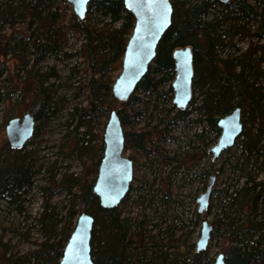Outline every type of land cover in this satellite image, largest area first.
Segmentation results:
<instances>
[{"label": "trees", "instance_id": "trees-1", "mask_svg": "<svg viewBox=\"0 0 264 264\" xmlns=\"http://www.w3.org/2000/svg\"><path fill=\"white\" fill-rule=\"evenodd\" d=\"M170 2L173 8L171 24L157 45L151 65L129 99L118 102L120 105L115 108L117 101L111 95V85L120 69L134 23L132 15L123 7V0H91L87 11L92 10L100 20L90 26L86 18L65 25L63 11L67 4L64 0H2L0 82L9 70V63L13 73H20L26 82L27 89L21 88L22 95L32 92L34 102L39 103L35 117L40 118L44 109L49 113L47 106L52 103L56 87L53 84L43 86L44 76L42 79L37 77L33 70L45 57L61 51L68 31L76 32L84 40V56L91 71L85 81L88 103L80 110L76 129L91 123L97 112L107 118L110 111L115 110L122 126L125 148L133 152L145 151V143L160 136L155 130L156 125L132 126L130 114L124 109L138 100L135 93L145 92L150 98L163 86H167V93H172L175 73L171 52L178 47L190 46L194 72L192 89L198 92L200 100L196 103L192 98L187 108L195 111L216 133H219L218 118L235 107L241 111L242 131L233 145V160L228 161L231 169H226L231 176L230 182L212 190L211 203L204 213L211 216L210 239L221 240L225 264H264V0ZM73 17L71 14L70 20ZM236 39L247 41L245 50H237L233 44ZM230 46L234 47L233 51L224 52ZM17 89L15 85L14 90ZM10 94L0 83V108L7 105ZM186 113V110H178L175 118H182ZM163 122L171 123L170 119ZM86 144L84 150L91 154L88 139ZM1 147L0 203L21 213L25 195L34 183L33 164L23 152L24 147L11 150L6 143ZM102 150L101 140L94 162L86 168L89 178H77L73 182L75 190L64 181L56 183L52 180V187L60 189L62 186L70 193L72 203L63 216L46 204L43 206L36 220L37 231L43 237L39 247L16 259L7 257L0 247V264H57L81 212L93 218L90 254L94 264H187L188 257L191 264L202 261L212 264L206 250L190 254L192 245L190 250L185 246L177 247L172 253L159 252L148 258L141 256V232L133 231L130 220L120 216L116 207L101 208L92 192ZM224 153H230V149ZM172 161L176 163L174 169L177 172L183 167L188 169L194 159L187 155V158L179 156ZM209 174L207 170L203 177ZM130 189L131 186L127 193ZM190 225L196 227L198 223L195 220ZM168 230L173 232L172 228ZM138 235L139 246L134 239Z\"/></svg>", "mask_w": 264, "mask_h": 264}, {"label": "rangeland", "instance_id": "rangeland-1", "mask_svg": "<svg viewBox=\"0 0 264 264\" xmlns=\"http://www.w3.org/2000/svg\"><path fill=\"white\" fill-rule=\"evenodd\" d=\"M66 4L63 23L69 26L80 22L71 6ZM71 14L74 16L72 20ZM94 15L92 10L87 11L85 18L88 26L100 20ZM233 44L239 52L247 47L245 40L236 39ZM83 46L84 40L78 33L68 31L61 51L45 57L34 67L37 77L42 79L44 76L43 86L53 84L56 87L52 103L47 106L50 112L44 109L40 118L35 117L39 103L34 102L32 92L22 95L21 88H26V82L20 73H13L9 63V70L0 82L11 93L7 105L0 108V149L3 143L7 144L4 125L9 118L25 112H30L36 118L33 136L23 148L35 171L33 186L25 195L23 212L16 213L13 207L8 208L5 203H0V247L10 259L23 256L43 242L36 220L45 204L63 216L72 203L70 193L62 186L60 189L52 187V180L73 185L77 178H89L86 168L94 162L107 118L97 112L91 123L76 129L80 110L86 108L88 103L85 81L91 72ZM233 49L230 46L224 52H232ZM15 85L18 88L16 91ZM166 90L167 86L160 87L150 98L145 92L135 93L138 100L124 109L130 114L132 126L156 125L155 130L160 135L145 143V151L125 150V156L133 162V180L129 193L116 207L120 216L130 220L132 230L141 232L140 252L141 256L147 258L159 252L172 253L177 247L186 246L190 250V245L193 246L190 254L195 252L200 222L202 219L211 220V216L204 215L205 212L197 213L196 198L204 191L211 175L215 177L212 190L230 182L231 176L226 169L234 154L232 146L230 153L223 152L217 158H212L210 149L217 142L220 130L219 133L210 130L189 107L185 109V116L175 118L178 109L172 103L173 92L167 93ZM192 98L198 103V92L193 91ZM119 105L116 102L114 106ZM164 119H170L171 123L165 124ZM87 139L94 153L87 154L84 150ZM187 155L194 162L188 169L183 167L176 172V163L172 159L179 156L187 158ZM207 170L210 174L204 178ZM75 186L72 190H75ZM75 207L78 208V204ZM195 220L198 225L191 227V222ZM168 228H172L173 232ZM139 238L140 235L134 238L138 246ZM221 245L220 239H210L206 248L208 257L213 260L217 253L222 252ZM189 260L190 257L186 260L187 264H191ZM200 264L206 263L202 261Z\"/></svg>", "mask_w": 264, "mask_h": 264}, {"label": "water", "instance_id": "water-1", "mask_svg": "<svg viewBox=\"0 0 264 264\" xmlns=\"http://www.w3.org/2000/svg\"><path fill=\"white\" fill-rule=\"evenodd\" d=\"M72 12L82 20L85 18L91 0H64ZM227 3L229 0H218ZM124 9L134 19L131 33L126 41L121 57V66L111 85V95L119 103L126 102L134 92L138 82L146 74L157 50L162 35L167 31L172 19L170 0H123ZM174 78L171 82L172 103L178 110H185L192 98L193 54L190 46L178 47L171 52ZM35 118L30 112L9 118L4 125L6 141L12 150H19L31 139L35 128ZM220 130L217 142L211 147L212 158H217L231 148L242 131L241 111L235 107L217 120ZM125 138L115 110L110 111L102 133V156L99 160L92 192L99 206L112 209L126 196L133 180V162L125 156ZM215 177L211 175L204 191L196 198L197 213L203 214L209 205V198ZM93 218L81 212L64 245L57 264H94L91 259L90 240ZM211 225L202 219L195 252L206 250L210 240ZM212 264H225V256L219 252Z\"/></svg>", "mask_w": 264, "mask_h": 264}, {"label": "flooded vegetation", "instance_id": "flooded-vegetation-1", "mask_svg": "<svg viewBox=\"0 0 264 264\" xmlns=\"http://www.w3.org/2000/svg\"><path fill=\"white\" fill-rule=\"evenodd\" d=\"M7 145H8V143H7ZM8 147H9V145H8ZM10 148V147H9ZM12 150V149H11Z\"/></svg>", "mask_w": 264, "mask_h": 264}]
</instances>
